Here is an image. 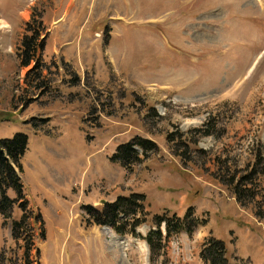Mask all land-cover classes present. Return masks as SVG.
Listing matches in <instances>:
<instances>
[{
	"label": "rangeland",
	"instance_id": "obj_1",
	"mask_svg": "<svg viewBox=\"0 0 264 264\" xmlns=\"http://www.w3.org/2000/svg\"><path fill=\"white\" fill-rule=\"evenodd\" d=\"M34 10L47 27L38 69L18 56ZM190 131L197 164L167 140ZM17 133L29 136L22 179L45 237L31 218L29 238L16 239L21 209L0 213V264H205L210 236L231 261L264 264V218L213 176L226 161L238 177L264 171V0H0V139ZM137 136L158 150L130 169L112 162ZM255 181L264 195V174ZM133 193L151 216L193 206L207 223L152 255L144 240L84 220L82 205Z\"/></svg>",
	"mask_w": 264,
	"mask_h": 264
},
{
	"label": "trees",
	"instance_id": "obj_2",
	"mask_svg": "<svg viewBox=\"0 0 264 264\" xmlns=\"http://www.w3.org/2000/svg\"><path fill=\"white\" fill-rule=\"evenodd\" d=\"M46 38L47 27L44 24L42 12L34 10L31 20L25 25V34L18 47L20 66L28 67L35 63L33 68H40L42 54L46 47ZM80 82V77L75 76L71 84L77 85ZM33 124L38 126L35 123ZM209 128L210 125L204 123L200 128L201 135H213L214 131ZM189 133L191 134L192 132H183L179 137H176L175 133L170 134L167 140L169 144L174 143L178 150H180V145L187 146L188 150L184 151V153L176 151V155L181 156L182 160L192 161L197 164L199 159L194 156L192 150H189L190 142L196 145L197 141H192ZM185 138L191 141H186ZM28 145L29 136L25 133H17L13 138L0 139V213L6 218H10L13 209L16 207L21 209L22 217L19 220L14 219L13 222L14 237L16 239L21 238L24 234L29 238L31 235L30 229L32 230V228L28 221L31 218H34L40 226V236L42 238L45 237L43 217L41 213L35 212L31 207L22 179V158L28 150ZM140 150L142 151L141 153ZM157 150L158 146L156 143L137 136L131 141L119 145L111 161L120 163L130 169L133 164L141 160L142 153L147 157L149 151ZM195 151H199L197 147ZM263 154L264 144L259 149V157H262ZM201 166L205 168V163ZM238 173V167L226 161L221 166H218L217 172L213 176L233 193L242 207L252 206L255 211L254 214L258 218H264V211H260L256 207V203L259 201L258 197L264 196L260 189L262 185L261 182L255 181V179H260L264 171L254 169L251 173L244 174L241 177H238ZM9 191H13L15 197H11ZM82 209L84 212L83 218L89 224L107 226L119 235L132 236L144 240L149 246L152 255L157 254L164 244L169 242L174 236L186 232L190 237H193L198 226L202 223H207L206 219H200L197 216L193 206L188 208L184 217H180L177 213L172 214L169 210H164L160 214L151 216L150 211L147 209L146 195L139 193L119 196L115 201L106 202L102 207H95L90 204L83 205ZM148 222L153 225V229L147 235H143L139 232V228ZM163 226L166 229L165 235L162 231ZM227 252V246L223 240L210 236L202 247L200 257L205 264H252L249 259L240 257H235V261H231Z\"/></svg>",
	"mask_w": 264,
	"mask_h": 264
},
{
	"label": "water",
	"instance_id": "obj_3",
	"mask_svg": "<svg viewBox=\"0 0 264 264\" xmlns=\"http://www.w3.org/2000/svg\"><path fill=\"white\" fill-rule=\"evenodd\" d=\"M105 203H106V201L103 204H105Z\"/></svg>",
	"mask_w": 264,
	"mask_h": 264
}]
</instances>
